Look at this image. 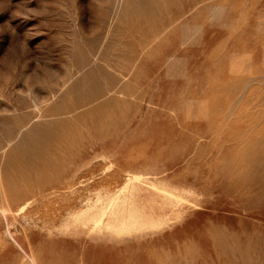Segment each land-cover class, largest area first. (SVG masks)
Instances as JSON below:
<instances>
[{
    "label": "rangeland",
    "instance_id": "1",
    "mask_svg": "<svg viewBox=\"0 0 264 264\" xmlns=\"http://www.w3.org/2000/svg\"><path fill=\"white\" fill-rule=\"evenodd\" d=\"M0 264H264V0H0Z\"/></svg>",
    "mask_w": 264,
    "mask_h": 264
},
{
    "label": "bare ground",
    "instance_id": "2",
    "mask_svg": "<svg viewBox=\"0 0 264 264\" xmlns=\"http://www.w3.org/2000/svg\"><path fill=\"white\" fill-rule=\"evenodd\" d=\"M133 177L140 179L137 175ZM141 190L140 186L134 182L132 183L129 179L118 192L106 199L99 196L96 202L88 204L86 209H81V212L79 210L77 214L75 213L74 218L81 221L83 219L84 225L89 230L101 228L104 224L122 231L161 223L163 219L165 220L168 217L167 211L170 210L175 192L164 188L161 195L162 202L157 201L158 205H156L155 200H149L148 202L144 199ZM157 209L159 210L157 211ZM74 218L72 219L74 220Z\"/></svg>",
    "mask_w": 264,
    "mask_h": 264
}]
</instances>
